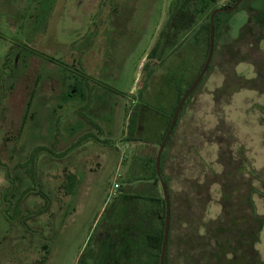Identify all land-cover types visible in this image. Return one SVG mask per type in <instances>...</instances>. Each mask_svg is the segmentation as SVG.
<instances>
[{
  "label": "rangeland",
  "instance_id": "1",
  "mask_svg": "<svg viewBox=\"0 0 264 264\" xmlns=\"http://www.w3.org/2000/svg\"><path fill=\"white\" fill-rule=\"evenodd\" d=\"M170 2L0 0V264H90L94 243L124 222L126 209L108 218L109 192L142 161L128 141L166 129L173 85L186 89L206 60L204 36L192 42L198 20L175 54L141 61ZM132 112L139 131L126 139ZM172 130L167 264H264V0L218 17Z\"/></svg>",
  "mask_w": 264,
  "mask_h": 264
},
{
  "label": "trees",
  "instance_id": "2",
  "mask_svg": "<svg viewBox=\"0 0 264 264\" xmlns=\"http://www.w3.org/2000/svg\"><path fill=\"white\" fill-rule=\"evenodd\" d=\"M217 1L218 0H171L168 8V18L163 28L159 32L155 44L153 45L149 53L146 55L145 60L162 61L165 57H168L169 55L175 54L177 51H179V49L183 47L187 43V41L189 42L190 33L193 32L192 29L194 25L198 23V20H202V22L196 34L195 32L194 34L192 33L193 34L192 42L196 43L199 41L198 35L204 36V42H205L204 58L206 59L208 53V46H209V31H210L209 18H210V14L214 10L219 9L216 6ZM237 1L238 0H230V2L227 3L223 8L227 9L232 5H234ZM244 1L247 0H243V2ZM238 7L235 10H237ZM223 14H225V12L218 13L214 17L213 20L214 33L216 30L218 17ZM204 62L201 64L196 77L201 71ZM148 67L149 65L145 63L143 65V70H147ZM152 73H153V69L148 71V74H152ZM192 82L190 83V85L192 84ZM190 85L184 90L176 89L177 86L173 85L174 89L177 91L176 100L173 109L169 115V120L166 129L163 135L161 136L160 143L162 142L166 134V131L171 122V118L174 114V111L180 99L188 90ZM172 132L173 130L171 131V134ZM136 133H137L136 116H135V112H132L127 118L126 139H128V137H134ZM169 140L170 137L168 138L164 149L166 148ZM163 153L161 155V159H160L161 161L164 156ZM155 157L156 155L153 157L151 161L152 177L155 181H158L155 172ZM161 161L159 167L160 174L167 188V183L161 173V166H162ZM70 178L73 179V177H69V180ZM167 194L169 198V226H168V236H167L164 264H167V247L170 239V230L172 223V215H171L172 204L168 189H167ZM164 216H165V203L163 197H160L157 201L153 200L147 202L143 214L139 216V222H135V219L132 218L126 220L127 216L125 214V217L123 218L124 222L115 221L113 223L114 226L112 227L114 228H112L113 230L111 229L106 233V236L103 238L102 245L96 247L94 243L95 249L92 255L90 256L92 258L90 264H119L120 262L119 260L121 258L123 260L124 259L128 260L130 257L131 258L133 257L135 262L137 261L140 262V259L145 256L153 260L151 261L152 264H159V255L161 250L163 229H164ZM247 240H249L248 244H250L253 241V236L249 234ZM99 257H102V259L104 260L101 261L98 260L97 258ZM94 258H96L98 261L95 262ZM127 260L123 261V264H126V262H128ZM138 262L137 264H140ZM252 262H254V260L250 258L249 263ZM78 264H87V263L83 262L82 258H80L78 260ZM258 264H262V263H258Z\"/></svg>",
  "mask_w": 264,
  "mask_h": 264
},
{
  "label": "crops",
  "instance_id": "3",
  "mask_svg": "<svg viewBox=\"0 0 264 264\" xmlns=\"http://www.w3.org/2000/svg\"><path fill=\"white\" fill-rule=\"evenodd\" d=\"M166 22V21H165ZM158 31H161L160 28ZM156 42V38L152 37L151 44L152 47ZM147 55V54H146ZM145 53L141 61L146 58ZM139 131V130H137ZM146 131V130H145ZM165 130H153L151 134L154 138L151 142L141 141V140H131L128 141L133 144L136 151H140L142 161H135L134 158L129 163H126L124 166V171L122 174V180L117 184L120 186V189L116 192L114 196V203L111 207V211L108 214L109 219L117 216L119 210L126 209L125 214L128 219H135V222H139V216L143 214L144 208L148 201L158 200L161 196L159 194L157 182L152 177V168L151 161L154 154V149L157 148L159 139L163 135ZM146 134L147 132H143ZM148 134V133H147ZM89 138V139H86ZM92 139L90 137H85L83 141L76 142V148L80 146L89 145V142ZM159 147V146H158ZM164 151V149H163ZM163 153V152H162ZM161 161V160H160ZM163 166V158H162ZM161 166V170H162ZM160 167V166H159ZM69 176V175H68ZM65 178V183H68L69 178ZM124 182V183H122ZM145 190H148L145 193ZM118 218V217H117ZM106 229V224L103 226V231ZM102 231V232H103Z\"/></svg>",
  "mask_w": 264,
  "mask_h": 264
},
{
  "label": "water",
  "instance_id": "4",
  "mask_svg": "<svg viewBox=\"0 0 264 264\" xmlns=\"http://www.w3.org/2000/svg\"><path fill=\"white\" fill-rule=\"evenodd\" d=\"M243 2V0H238L234 5H232L231 7L224 9V8H219L214 10L211 14H210V18H209V24H210V31H209V46H208V53H207V57L206 60L203 64V67L201 69V71L199 72L198 76L195 78V80L192 82V84L190 85V87L188 88V90L185 92V94L182 96V98L180 99L174 114L171 118V122L169 124V127L166 131V134L162 140V142L160 143L157 153H156V157H155V172H156V176L160 182L161 188H162V197L165 203V216H164V229H163V238H162V244H161V250H160V255H159V264H164V257H165V250H166V243H167V236H168V226H169V198H168V194H167V188L166 185L163 181V179L161 178V174H160V159H161V155L163 152V149L166 145V142L171 134V131L174 127L175 121L177 119V116L182 108V105L184 104L186 98L191 94V92L193 91V89L195 88V86L198 84V82L201 80L203 74L205 73L208 64L210 62L211 59V55H212V43H213V20L216 14L221 13V12H232L233 10H235L241 3Z\"/></svg>",
  "mask_w": 264,
  "mask_h": 264
},
{
  "label": "built area",
  "instance_id": "5",
  "mask_svg": "<svg viewBox=\"0 0 264 264\" xmlns=\"http://www.w3.org/2000/svg\"><path fill=\"white\" fill-rule=\"evenodd\" d=\"M230 0H220L219 3L217 2V7L218 8H223L227 3H229ZM120 189V186L117 183L113 184V187L110 189V192L112 196L116 194V192Z\"/></svg>",
  "mask_w": 264,
  "mask_h": 264
}]
</instances>
